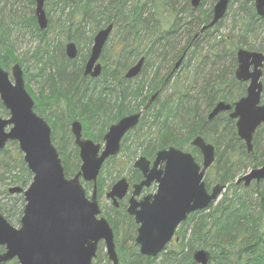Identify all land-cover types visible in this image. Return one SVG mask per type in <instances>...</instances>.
I'll use <instances>...</instances> for the list:
<instances>
[{"label":"trees","instance_id":"trees-1","mask_svg":"<svg viewBox=\"0 0 264 264\" xmlns=\"http://www.w3.org/2000/svg\"><path fill=\"white\" fill-rule=\"evenodd\" d=\"M6 2L0 0V4ZM27 2L34 6L33 0ZM180 4L184 15L173 10ZM180 4L178 0H77L74 3L47 0L48 28L45 31L38 29L32 8L24 20L31 37L37 40L34 59L41 65L36 76L40 89L35 96L30 95L34 111L49 124L64 174L70 177L79 170L78 153L75 163L67 153L73 141L68 128L71 122L81 124L84 138L100 143L112 124L137 113L164 85L136 128L144 141L140 143V154L150 159L158 150L175 147L191 151L198 161L200 156L189 143L200 136L215 147V162L205 178L207 189H210L212 178L214 183L229 185L235 191L225 195L216 205L190 215L176 233L178 242L169 245L157 258L139 254L128 218L122 220L124 235L119 241L118 224L108 219L115 234L119 264H195L192 253L197 250L210 254L208 264H264V183L254 188L233 185L241 170L264 164V126L254 136L253 152L248 153L237 138L233 122L226 116L219 115L207 121L216 103L232 104L243 95L244 86L233 75L235 51L259 49L251 41L264 35V20L255 15L252 0H244L233 11L234 34L217 40L212 29L194 39L201 27L209 23L210 11L196 15L198 10L191 8L189 0H182ZM109 25L113 26L114 41L111 49L105 46L102 52V74L97 79L86 78L83 67L89 48L79 60H69L63 41L73 42L78 49L84 41L88 47L94 35ZM9 37L8 30L0 22V66L4 70L10 64L23 65L15 56ZM204 47L207 52L203 54ZM186 49V58L194 59L199 69L206 68V72L200 78L195 75L191 79H179L175 74L169 77L174 63ZM140 58H144L141 73L133 80H126L125 71ZM153 58L156 60L154 66L151 64ZM45 69L47 73H43ZM0 115L8 116L1 102ZM6 151V148L0 151V156ZM121 151H128L126 141ZM8 164L9 178L0 176V183L7 179L8 185L25 189L32 176L22 158ZM88 186L85 185V189ZM103 189L104 183L98 179V198L103 195ZM7 192L2 191L6 196ZM6 205L0 199V212L8 222V217H21L24 206L21 194L12 198L9 209ZM129 240L131 246L124 249Z\"/></svg>","mask_w":264,"mask_h":264},{"label":"water","instance_id":"water-1","mask_svg":"<svg viewBox=\"0 0 264 264\" xmlns=\"http://www.w3.org/2000/svg\"><path fill=\"white\" fill-rule=\"evenodd\" d=\"M35 18L39 30L48 27L44 11L46 0H33ZM75 2L76 0H68ZM229 0H218L212 10L211 21L202 27L201 33L215 27L226 15ZM193 9L199 7L200 0H191ZM256 15L264 19V0H253ZM113 26L98 31L83 68V75L96 79L101 75L99 63ZM65 56L74 60L77 56L76 45L69 42L64 48ZM185 53L174 64L171 75L181 66ZM237 69L235 79L248 82L245 97L232 106L224 102L217 103L208 114L211 121L221 113H229L236 120V133L252 152V139L259 126L264 124V104L261 103L262 84L260 82L264 55L239 49L236 53ZM144 58H140L124 75L126 80L136 78L143 67ZM253 66L252 72L250 67ZM160 90L155 92L145 107L138 113L122 117L111 125L103 136V144L82 137V126L78 121L70 124V133L78 150L79 171L66 178L56 148L51 139V129L47 122L34 112V102L25 89L23 72L18 64L12 66L10 74L0 67V102L7 111V118H0V151L6 145L15 142L23 155V162L32 175L29 186L22 190L9 188L11 195L22 194L24 207L19 227H13L0 212V264L16 260L18 264H92L96 257L97 245L103 242L105 253L111 264H118L114 234L107 221L99 217L97 202V178L103 164L116 157L120 152L123 137L135 129L142 114L152 105ZM201 154V166L193 156L174 147L158 151L149 169L150 162L144 157L137 159L133 168L142 173L144 181L135 186L128 214L138 225L135 243L139 254L156 258L171 242L177 227L186 221L187 216L204 211L214 204L225 185H215L207 191L203 181L207 169L214 163L213 145L196 137L191 143ZM163 165V169H158ZM264 179V166L253 169L237 183L246 186L251 181ZM82 182L92 185L91 196L82 186ZM157 184L154 195L136 203L142 187ZM128 189L124 178L117 181L106 197L122 199ZM139 209V210H138ZM196 264H208L210 254L205 250L192 253Z\"/></svg>","mask_w":264,"mask_h":264},{"label":"rangeland","instance_id":"rangeland-1","mask_svg":"<svg viewBox=\"0 0 264 264\" xmlns=\"http://www.w3.org/2000/svg\"><path fill=\"white\" fill-rule=\"evenodd\" d=\"M181 2L182 0H178L179 4ZM201 2H203L202 6H200V8L198 9V12L197 11L195 12L196 15L198 14L202 15V13L210 11L213 8L216 0H201ZM181 7L182 6L180 4L177 7H175V9L173 10L180 9ZM237 7H238V3L233 2L232 9L229 11L227 16L222 20L221 24L217 27V31L214 30L213 36H215L217 40H219L221 37H225V38L230 37L232 34L236 32V30L233 28V14L234 13H232V11H235ZM32 8L34 9V6L29 5L27 0H7L5 4L4 3L0 4V22L4 24V26L6 27V29L8 30L10 34V37L8 38V40L11 41L10 43L13 46L15 56L18 59H20L23 63L21 68H22L23 73L25 74L24 75L25 86L27 85L26 89L29 90V92L28 90L27 92L31 96H33L34 94H37L40 89V85L37 82L36 76L39 74V68L41 67L40 64H36L35 59H34L35 51L37 49V40L31 37L30 35L31 31L27 27L28 23L24 20L30 15V10ZM113 41H114V37L110 36V39L108 40L106 44V49L112 48ZM251 42L253 46L261 49L262 52L264 53V35H260L259 37H257V39L255 38ZM66 43L67 42L64 40L63 46ZM91 45H92V42L90 43L88 47L87 45H85L84 41L82 42L81 48L78 49L79 57L77 60L80 59V56L82 54L88 52L87 50L88 48L90 50ZM206 52H207V49L204 47L203 54ZM155 58L151 60L152 66L156 64ZM76 63H78V61H76ZM12 65L13 64H10L8 69H6L5 71L9 72ZM47 72L48 70L45 69L43 73H47ZM205 72H206V68L200 67L199 69L198 62H196L194 59H190L188 56L186 60L184 61L183 65L175 73L174 76L175 77L177 76L179 79L181 78L191 79L193 78V76L196 75L200 78L204 75ZM262 81L264 83V69H263ZM262 102H264V96L262 97ZM0 117L5 118V116H2V115H0ZM69 131H70V128H69ZM142 140L143 139L141 137V131L132 132V134H130V136L126 140V146L128 147V151H121L118 154V156L115 157L112 161L108 162V164L107 162L104 164L103 169L98 177V179H101L102 182L104 183V189H103L104 192L99 202L101 210L104 211V210H107V208H109V203H107V200L105 198V193L108 192L110 187L119 179V178L113 179V177L120 176L121 178V177L129 176L131 173L133 162L138 157L142 156L140 154L141 153L140 143L141 144L144 143V141ZM72 143L73 141H71L70 146H68L69 152L67 153L70 154V160L73 163H75L74 161L75 155H77L78 152H76L77 150L75 146H73L74 144L72 145ZM100 143H102V141ZM6 150L7 151L3 155L0 156V176H4L5 178L9 176L8 173L6 172V170L8 169V167L6 166V163L7 164L10 163L13 159H16L18 157L23 158L21 152L18 150L17 144L15 145L8 144L6 147ZM221 151H222V147L219 148V152ZM130 152L133 153L132 156H130ZM187 152L191 153V151H187ZM8 165H11V164H8ZM79 166H80V162H79ZM251 166L247 168L246 170H241L237 174L236 180L238 178H241L245 174H247L252 169ZM207 174L208 172L206 173L205 178L207 177ZM209 182L211 184L210 188H212L215 184L214 180L211 178ZM8 184L10 183L7 179L3 183L2 182L0 183V199L3 200V202L7 203L6 209L10 208L11 200L15 195L7 194L6 196L5 194L2 193V191L4 189L8 190L9 188L16 187V186L8 185ZM234 184H235V181L233 185ZM85 185L87 184H84V186ZM252 188H254V186H252ZM86 191H87L88 196H90L91 195V185L88 186ZM233 191H235L233 187L226 185L225 191L220 195L216 203H214L213 205H216L225 195H228V196L231 195ZM19 219H20V215H16L14 217H8V220L10 221L9 223L15 228L19 227ZM122 234H123V229L122 227H119V231L117 235L118 241L122 239ZM133 237L135 238V234L133 235ZM131 244H132V241L130 240L125 242L124 249H128L131 246ZM104 256H105V249H104V246L101 245L98 248L97 258L99 261L96 258L93 264H111L110 262H108L107 258ZM7 264H17V262L13 260Z\"/></svg>","mask_w":264,"mask_h":264},{"label":"flooded vegetation","instance_id":"flooded-vegetation-1","mask_svg":"<svg viewBox=\"0 0 264 264\" xmlns=\"http://www.w3.org/2000/svg\"><path fill=\"white\" fill-rule=\"evenodd\" d=\"M77 1V0H76ZM75 1V2H76ZM233 2H236V3H238V7H239V4H242L243 2H244V0H238V2H237V0H229V2H228V7H227V12H226V15H225V17L227 16V14L229 13V11L232 9V5H233ZM71 3H74V2H71ZM202 3L203 2H201V0H200V4H199V7L198 8H196L195 10H198L199 8H200V6H202ZM189 4H190V0H189ZM238 7H237V9H238ZM252 7H253V10H254V12H255V9H254V4H253V1H252ZM178 11H181L180 9H177ZM212 10H213V8L210 10V20L212 19ZM45 11V10H44ZM184 11H185V9H184ZM45 13H46V11H45ZM232 13H233V11H232ZM184 15V13L181 11V13H180V15ZM255 15H256V13H255ZM257 16V15H256ZM46 17H47V15H46ZM257 17H259V16H257ZM48 19V18H47ZM263 19V18H262ZM264 20V19H263ZM219 24V23H218ZM184 27V26H183ZM215 29H213V31H214ZM100 31V30H99ZM113 31V30H112ZM112 33V32H111ZM197 34H201V29H200V32H198V33H196L195 34V36H194V39H196L197 37H196V35ZM95 36V35H94ZM110 36H111V34H110ZM110 36H109V39H110ZM92 43H93V40H92ZM243 49H245V48H243ZM103 50H104V48H103ZM238 50V49H237ZM236 50V51H237ZM245 50H247V49H245ZM187 51H188V49H186L185 51H184V53L185 54H187ZM236 51H235V69H234V72H233V75H234V78H235V71H236V69H237V66H238V64H237V59H236ZM247 51H249V52H258V53H262L263 55H264V53L262 52V50L261 49H258V50H247ZM103 52V51H102ZM183 53V54H184ZM182 54V55H183ZM102 55V54H101ZM181 55V56H182ZM78 56H79V51L77 50V56H76V58L75 59H77L78 58ZM185 59V58H184ZM177 62V61H176ZM100 65H101V67H102V71H103V64H102V62L100 61ZM174 66V65H173ZM263 69H264V63H263V67H262V69H261V77H260V82H261V84H262V93H261V105L263 104V102H262V97L264 96V83H263V81H262V78H263ZM250 72H252V70H253V66H251L250 67ZM172 71V70H171ZM173 75V74H172ZM171 75V72H170V74H169V77H171L172 76ZM84 76V75H83ZM84 77H86V78H90L89 76H84ZM92 79V78H91ZM236 80V79H235ZM237 81V80H236ZM239 84H241V85H243L244 86V92H243V95L241 96V97H239L236 101H238V100H240L241 98H243V97H245V95H246V90H247V87H248V85H249V81L248 82H239V81H237ZM164 85H161V88L163 87ZM160 88V89H161ZM159 89V90H160ZM155 101V100H154ZM235 101V102H236ZM234 102V103H235ZM154 103V102H153ZM152 103V104H153ZM234 103H232V105L234 104ZM231 104V103H230ZM146 105V104H145ZM145 105L143 106V107H145ZM142 107V108H143ZM151 107V106H150ZM149 107V108H150ZM142 108H140V110L142 109ZM148 108V109H149ZM147 109V110H148ZM139 110V111H140ZM146 110V111H147ZM138 111V112H139ZM145 111V112H146ZM144 112V113H145ZM143 113V114H144ZM136 114V113H135ZM143 114H142V116H143ZM219 115H224V116H226L228 119H229V114H227V113H221V114H219ZM218 115V116H219ZM142 116H141V118H142ZM217 117V116H216ZM231 120V119H230ZM232 122H233V124H234V129H236L235 128V124H236V121L235 120H231ZM262 126H264V125H261V126H259L258 127V129L255 131V133H254V135H253V139H254V136H255V134L262 128ZM138 127V126H137ZM136 127V128H137ZM136 128L135 129H133L132 131H130L129 133H127L125 136H124V138L122 139V141H121V146H120V150H121V148H122V143L124 142V141H126V139L130 136V134H132V132H134V131H136ZM235 133H236V130H235ZM264 133V132H263ZM83 135V134H82ZM253 139H252V144H253ZM254 150V149H253ZM253 152V151H252ZM197 153L199 154V152L197 151ZM155 155H156V153H155ZM155 155H154V157L153 158H146V157H144V156H140V157H144V158H146V160L147 161H149L150 162V166H149V169H151L152 167H153V161H154V159H155ZM140 157H138L137 159H139ZM198 163H200V161L198 162ZM263 166H264V164H263ZM262 167V166H261ZM159 169H163V165L161 166V167H158V169L157 170H159ZM122 178H124L125 180H126V182H127V184H128V189H127V193H126V195L122 198V199H116V201L114 202L112 199H110V198H107L106 197V195H107V193L109 192V190H108V192H106L105 193V198H106V200H107V203H109V208H107V210H101V207H100V204H99V202H100V199H101V197L100 198H98V194H97V201H98V204H99V208H100V217H102V218H104L106 221H107V223L109 224V226L111 227V225H110V223H109V221H108V219L109 220H111L112 222H115L116 224H118V228L119 227H123V224H122V220H124V218H128V220L130 221V223L132 224V226H131V229H133L134 230V233L132 234V235H134L135 234V238H136V236H137V229H138V225H136V223H135V219H134V217L133 216H130L129 214H128V208H129V202L132 200V197H133V193L135 192V186H138V185H140L143 181H144V177H143V175H142V173H140V171H138L137 169H134L133 168V166H132V169H131V173H130V175L129 176H127V177H121V178H119L118 180H120V179H122ZM239 179V178H238ZM261 183H264V179L263 180H261V181H259V182H257V181H251L250 182V184L246 187V185H245V183L244 182H240V183H236V185H238V186H242V187H244V188H252V186H254V187H258ZM156 191H157V184L155 183V182H153V183H151L148 187H142V189L139 191V194H138V196H135L134 197V200L136 201V203H140V202H142L143 201V199H145V198H147V197H149V196H152V195H154L155 193H156ZM139 210V209H138ZM195 213H200V212H195ZM195 213H192V214H195ZM192 214H190V215H192ZM190 215H188L187 216V219L189 218V216ZM187 219H186V221H187ZM186 221H184L183 223H181L178 227H177V229H176V231H175V235H174V242H178V237H177V235H176V233L178 232V230H179V228L186 222ZM112 229V228H111ZM123 229V228H122ZM119 230V229H118ZM112 231H113V229H112ZM114 233V232H113ZM123 235H124V230H123V234H122V237H123ZM114 236H115V234H114ZM135 238H134V242H135ZM136 244V243H135ZM101 245H103V243L101 242V243H99L98 244V248H99V246H101ZM116 246H117V243H115V248H116ZM137 249H138V247H137ZM97 252H98V249H97ZM117 252V251H116ZM118 255V254H117ZM97 257V256H96ZM105 257H106V254H105ZM118 259H119V257H118Z\"/></svg>","mask_w":264,"mask_h":264}]
</instances>
